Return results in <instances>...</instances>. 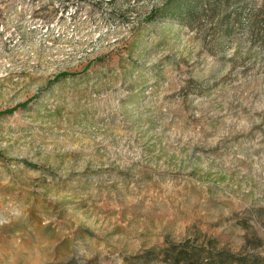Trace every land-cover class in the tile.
<instances>
[{
    "label": "rangeland",
    "instance_id": "1",
    "mask_svg": "<svg viewBox=\"0 0 264 264\" xmlns=\"http://www.w3.org/2000/svg\"><path fill=\"white\" fill-rule=\"evenodd\" d=\"M48 1L0 6V264H264V0Z\"/></svg>",
    "mask_w": 264,
    "mask_h": 264
},
{
    "label": "trees",
    "instance_id": "2",
    "mask_svg": "<svg viewBox=\"0 0 264 264\" xmlns=\"http://www.w3.org/2000/svg\"><path fill=\"white\" fill-rule=\"evenodd\" d=\"M16 2L17 0H0V6L12 7L15 5ZM71 6H76L77 8L80 7L97 8L103 6V2L101 0H95L93 2L89 0H49L45 4H42V7L40 8V11L42 13L41 14L42 16H40L41 17L40 21L45 24H50L54 21H57L59 19L58 12L59 11L64 12L68 10ZM63 75L68 76L69 74L66 73ZM17 107L13 108L12 110H6L4 112H0V115L6 113H12L14 109H17ZM178 259L184 262L189 261L190 264L198 263V259L196 258V255L195 254L188 255V252L186 250L185 251L181 250L178 253Z\"/></svg>",
    "mask_w": 264,
    "mask_h": 264
}]
</instances>
